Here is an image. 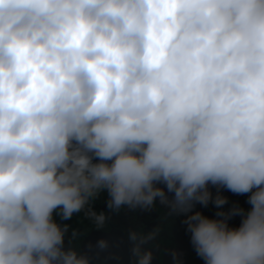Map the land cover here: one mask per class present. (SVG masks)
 <instances>
[{
    "label": "clouds",
    "instance_id": "1",
    "mask_svg": "<svg viewBox=\"0 0 264 264\" xmlns=\"http://www.w3.org/2000/svg\"><path fill=\"white\" fill-rule=\"evenodd\" d=\"M102 192L186 215L204 264H264V0H0V264H91L55 217L103 229Z\"/></svg>",
    "mask_w": 264,
    "mask_h": 264
},
{
    "label": "flooded vegetation",
    "instance_id": "2",
    "mask_svg": "<svg viewBox=\"0 0 264 264\" xmlns=\"http://www.w3.org/2000/svg\"><path fill=\"white\" fill-rule=\"evenodd\" d=\"M249 195L250 193L237 195L225 189L223 196L228 198V203L223 206V210L227 211L234 205L249 209L250 205L247 203ZM106 201L107 193L102 192L92 202L94 210L104 211L108 216L104 228L100 230L96 229L94 222L84 212L74 214L68 221H60L58 216L55 217L58 222L70 225L65 238V247L69 246L68 240L72 230H76L79 235L72 241L71 246L77 247L83 253L85 242L94 233L102 232L105 234L104 239L109 241V247L98 250L94 256L91 254L97 259L91 260V264H134L131 254L132 244L128 239L129 232L136 230L148 233L158 229L156 238L145 245L146 249L151 247L153 253L151 264H204L191 244V233L187 231V225L184 223L186 215H169V209L161 207L157 202L150 211L139 208L133 210L124 206L119 212H112L107 209ZM219 210L215 205H210L200 212L209 218H217L216 213ZM240 222L241 217L235 216L229 221V226L238 227ZM173 253H176L175 258Z\"/></svg>",
    "mask_w": 264,
    "mask_h": 264
},
{
    "label": "water",
    "instance_id": "3",
    "mask_svg": "<svg viewBox=\"0 0 264 264\" xmlns=\"http://www.w3.org/2000/svg\"><path fill=\"white\" fill-rule=\"evenodd\" d=\"M208 187H209V191H210L211 194H212V198H213V200L215 199V197H216L217 195H221V196H223V195L225 194V189H223V188H221V189L219 190V192H218L217 187L212 186V185H209ZM169 195H171V194H169ZM156 202H157L161 207H163V208H165V209H169L167 206L161 204V203L159 202V200H157ZM210 205H214V203H213L212 201H210L206 207H208V206H210ZM203 208H205V207L202 206V205H200V204H196L194 210H196V211H200V210H202ZM104 237H105V234H104V233H102V232H96V233H94V234L91 236V238H89V239L85 242V244H84V246H83L84 253L87 254V255H89V257L91 258L92 261L97 260V259L93 258L92 255L94 256V254H97V251L100 250V249H98V248L96 247V242H97L98 240H100V239H104ZM90 245H91V247H89ZM91 254H92V255H91ZM98 260H99V259H98Z\"/></svg>",
    "mask_w": 264,
    "mask_h": 264
}]
</instances>
